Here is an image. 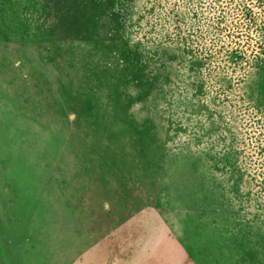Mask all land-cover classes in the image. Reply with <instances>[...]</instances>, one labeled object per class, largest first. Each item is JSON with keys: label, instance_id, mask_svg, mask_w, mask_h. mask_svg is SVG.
I'll return each mask as SVG.
<instances>
[{"label": "rangeland", "instance_id": "1", "mask_svg": "<svg viewBox=\"0 0 264 264\" xmlns=\"http://www.w3.org/2000/svg\"><path fill=\"white\" fill-rule=\"evenodd\" d=\"M139 3L0 0V235L45 264L90 176L156 208L196 264H264V0Z\"/></svg>", "mask_w": 264, "mask_h": 264}, {"label": "crops", "instance_id": "2", "mask_svg": "<svg viewBox=\"0 0 264 264\" xmlns=\"http://www.w3.org/2000/svg\"><path fill=\"white\" fill-rule=\"evenodd\" d=\"M65 169L69 175L68 167ZM81 180L84 191L79 196L75 190L68 193V181L58 183L69 194H64L63 202L59 203L67 212L65 215L59 209L57 217L52 218L57 227L50 229L54 233L49 241L45 239L49 245L45 264H196L156 208L144 204L130 211L129 204L131 201L133 204L134 198L121 196L116 202L114 195L107 196L103 188L92 195L90 176ZM1 232L0 264H35L34 249L12 245V234ZM14 237L21 239L18 235ZM36 252L43 255L42 248Z\"/></svg>", "mask_w": 264, "mask_h": 264}, {"label": "trees", "instance_id": "3", "mask_svg": "<svg viewBox=\"0 0 264 264\" xmlns=\"http://www.w3.org/2000/svg\"><path fill=\"white\" fill-rule=\"evenodd\" d=\"M135 5H137V9L138 10H140V3H139V0H134V6ZM160 10H158V12H159ZM150 12V11H149ZM154 16H156V14L154 15ZM154 16L153 15H151V17H148V19L149 18H151V29H150V31H151V33H152V40H156V44H154V52H158V49L160 48V46H162V42H161V40H173V37H172V35L168 32V30L167 29H165L161 24H160V22H159V20H157V19H155L154 18ZM157 17V16H156ZM138 19L141 21V19H144L143 18V16H141V14H140V16L138 17ZM137 22H138V20H137ZM138 24H139V22H138ZM175 49V51L176 52H174L173 54H172V56L170 55V57L169 58H167V59H169V62H171L172 64H174V62H176V63H181V62H183V61H186V59H184V54H181V52L179 51V53H177V48L175 47L174 48ZM190 61H192V60H190ZM192 63V69L195 71V68L194 67H196L198 64H197V62L196 61H192L191 62ZM177 65V64H176ZM182 67H183V65H182ZM188 69H189V66H188Z\"/></svg>", "mask_w": 264, "mask_h": 264}]
</instances>
